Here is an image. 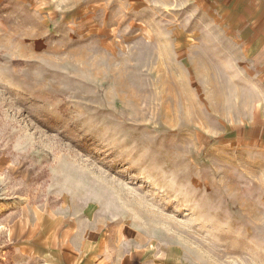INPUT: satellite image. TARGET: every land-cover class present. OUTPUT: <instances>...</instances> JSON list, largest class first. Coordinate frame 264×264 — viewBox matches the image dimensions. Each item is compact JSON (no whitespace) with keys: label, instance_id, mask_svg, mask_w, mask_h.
Returning a JSON list of instances; mask_svg holds the SVG:
<instances>
[{"label":"rangeland","instance_id":"rangeland-1","mask_svg":"<svg viewBox=\"0 0 264 264\" xmlns=\"http://www.w3.org/2000/svg\"><path fill=\"white\" fill-rule=\"evenodd\" d=\"M209 6L0 0V264L51 218L122 264H264L261 109Z\"/></svg>","mask_w":264,"mask_h":264},{"label":"crops","instance_id":"crops-1","mask_svg":"<svg viewBox=\"0 0 264 264\" xmlns=\"http://www.w3.org/2000/svg\"><path fill=\"white\" fill-rule=\"evenodd\" d=\"M209 5L215 14L212 21L219 22L213 24L232 33L239 45L240 58L247 61L243 77L254 93L250 103H258L256 107L261 109L253 125L260 128V141L264 140V0H209ZM61 220L47 219L48 227L30 234L27 243L20 246V252L29 251L32 260L44 256L51 264H122L117 259L122 261L125 253H116L115 242L121 235L118 229L102 232L95 227L84 233L70 229L67 235L66 231L56 229ZM32 260L30 263H35ZM24 261L20 259L18 264H25Z\"/></svg>","mask_w":264,"mask_h":264}]
</instances>
